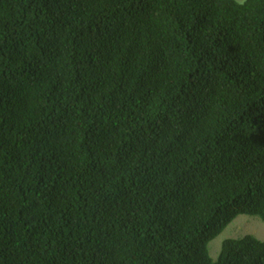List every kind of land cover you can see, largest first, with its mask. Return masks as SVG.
<instances>
[{
	"label": "trees",
	"instance_id": "trees-1",
	"mask_svg": "<svg viewBox=\"0 0 264 264\" xmlns=\"http://www.w3.org/2000/svg\"><path fill=\"white\" fill-rule=\"evenodd\" d=\"M208 5V6H207ZM264 0H0V264H264Z\"/></svg>",
	"mask_w": 264,
	"mask_h": 264
},
{
	"label": "rangeland",
	"instance_id": "rangeland-1",
	"mask_svg": "<svg viewBox=\"0 0 264 264\" xmlns=\"http://www.w3.org/2000/svg\"><path fill=\"white\" fill-rule=\"evenodd\" d=\"M241 2L243 0H237ZM252 234L259 239H264V222L257 216L240 214L225 229L208 244L209 254L216 259L223 239L241 237Z\"/></svg>",
	"mask_w": 264,
	"mask_h": 264
},
{
	"label": "bare ground",
	"instance_id": "bare-ground-1",
	"mask_svg": "<svg viewBox=\"0 0 264 264\" xmlns=\"http://www.w3.org/2000/svg\"><path fill=\"white\" fill-rule=\"evenodd\" d=\"M208 6V5H207Z\"/></svg>",
	"mask_w": 264,
	"mask_h": 264
}]
</instances>
